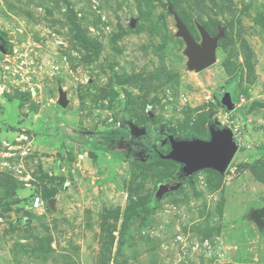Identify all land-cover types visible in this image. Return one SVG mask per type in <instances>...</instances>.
<instances>
[{
    "label": "rangeland",
    "instance_id": "1",
    "mask_svg": "<svg viewBox=\"0 0 264 264\" xmlns=\"http://www.w3.org/2000/svg\"><path fill=\"white\" fill-rule=\"evenodd\" d=\"M169 6L199 44L223 30L212 64L189 68ZM0 46V264H264V0H0ZM151 126L237 150L179 180L97 139Z\"/></svg>",
    "mask_w": 264,
    "mask_h": 264
},
{
    "label": "water",
    "instance_id": "2",
    "mask_svg": "<svg viewBox=\"0 0 264 264\" xmlns=\"http://www.w3.org/2000/svg\"><path fill=\"white\" fill-rule=\"evenodd\" d=\"M168 10L175 19L178 28L177 34L182 36L186 42L185 52L189 55V68L201 70L212 64L215 60V47L218 39L223 35V30L220 29L215 36H211L200 26L201 42L199 44L192 38L189 30L173 8L169 6ZM0 49H3V46H0ZM219 102L227 111L234 109L232 94L229 91L222 93ZM58 103L60 105L65 104L63 96L59 98ZM166 139L170 144V150L165 154L160 153V158L181 164L180 171L185 177L204 168L224 172L237 150L233 131L228 127H209L208 139L198 137L178 139L173 134H167ZM177 186H179V182L171 185L170 188ZM249 217L256 221L259 226H264V206L252 210Z\"/></svg>",
    "mask_w": 264,
    "mask_h": 264
},
{
    "label": "trees",
    "instance_id": "3",
    "mask_svg": "<svg viewBox=\"0 0 264 264\" xmlns=\"http://www.w3.org/2000/svg\"><path fill=\"white\" fill-rule=\"evenodd\" d=\"M151 129L153 131H155L156 137L154 140L148 139L149 136L146 133V128H144L143 132L140 135H135L133 133V135L131 134V136L128 139H125L122 137L121 133L118 134L116 129H107V130H103L100 132V134H102L101 136H99L97 139L103 142H106L110 145L109 149L112 147H114L116 144L120 143V142H129V141H134L136 142L135 145H133L131 147V152L135 153L137 152V149L139 148H143V149H147L148 151H155L156 153H162L163 149H164V145H158V139L160 137H162L165 133L167 134H173L174 135V131H172L171 129L165 128V127H153L151 126ZM168 146L167 148L169 149V143H166ZM164 146V147H163ZM181 171L178 170L176 172V177L177 178H182L183 176H181Z\"/></svg>",
    "mask_w": 264,
    "mask_h": 264
},
{
    "label": "built area",
    "instance_id": "4",
    "mask_svg": "<svg viewBox=\"0 0 264 264\" xmlns=\"http://www.w3.org/2000/svg\"><path fill=\"white\" fill-rule=\"evenodd\" d=\"M40 203H41V198L40 196H34L31 200V207L33 209H36V208H39L40 206Z\"/></svg>",
    "mask_w": 264,
    "mask_h": 264
},
{
    "label": "flooded vegetation",
    "instance_id": "5",
    "mask_svg": "<svg viewBox=\"0 0 264 264\" xmlns=\"http://www.w3.org/2000/svg\"><path fill=\"white\" fill-rule=\"evenodd\" d=\"M224 92V91H223ZM222 95V94H221ZM166 136H167V133H165L162 137H164V138H166ZM167 140V139H166ZM167 143H169L168 142V140H167ZM181 165V164H180ZM181 176H183V175H181ZM188 177V176H187ZM187 177H185V176H183L182 178H177L176 177V179H179V180H181V179H187Z\"/></svg>",
    "mask_w": 264,
    "mask_h": 264
}]
</instances>
